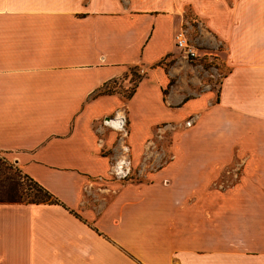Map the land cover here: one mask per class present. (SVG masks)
Wrapping results in <instances>:
<instances>
[{"label": "crops", "instance_id": "crops-1", "mask_svg": "<svg viewBox=\"0 0 264 264\" xmlns=\"http://www.w3.org/2000/svg\"><path fill=\"white\" fill-rule=\"evenodd\" d=\"M188 11L218 89L188 80ZM124 109L119 181L103 120ZM0 150L58 200L0 201V264H264V0H0Z\"/></svg>", "mask_w": 264, "mask_h": 264}, {"label": "rangeland", "instance_id": "rangeland-1", "mask_svg": "<svg viewBox=\"0 0 264 264\" xmlns=\"http://www.w3.org/2000/svg\"><path fill=\"white\" fill-rule=\"evenodd\" d=\"M188 18L190 24H192L193 27H190V24L188 23V31H186L187 36L198 46L202 47L205 51L207 50L208 52H213V49H211L212 47L200 44L201 42L198 40V36L200 35L198 21L192 18V14L190 13V11H188ZM186 59L188 61V80L193 77H200L203 81V85L205 84V82L210 81L212 86L215 89H218L222 74L226 72V69L220 63L218 57H216L215 54L211 57L207 56L198 60H190L187 57ZM174 60V58L168 56L163 60L162 65H170L172 62H174ZM144 71L145 70L140 66L133 65L128 67L127 73L123 75V77H126L128 81L125 83L123 82L121 88L126 97H128L130 93H132L139 81L145 76ZM186 78V73L183 72V85L185 82L184 80ZM193 121V117L188 118L186 122L188 127H190ZM106 129L108 133L113 132L117 134V132L110 127H106ZM158 144L159 146L154 147V150L157 151L160 148V150L162 151L163 148L168 146L169 139H162L161 142ZM204 144L205 143H203L202 146ZM238 160V162L225 167L223 174L217 182L218 186H234L242 180L243 165L241 159L238 158ZM0 164H2V173L0 174V201H9L13 193V188H17L20 191V193L24 196L22 198L24 201L34 198V194L37 193L35 183L30 179V177H28L24 173L22 168L16 163L14 155L12 153L0 150ZM236 167H239V171H237ZM135 169L136 168L134 166L133 175L131 177L135 175Z\"/></svg>", "mask_w": 264, "mask_h": 264}, {"label": "built area", "instance_id": "built-area-1", "mask_svg": "<svg viewBox=\"0 0 264 264\" xmlns=\"http://www.w3.org/2000/svg\"><path fill=\"white\" fill-rule=\"evenodd\" d=\"M188 29L181 27V30L175 36L176 46L182 51L185 57L190 60H198L207 56H213L212 53L205 51L202 47L194 43L188 36ZM104 127L114 129L117 134L118 153L110 166L109 175L111 179L126 181L131 178L134 171V162L132 157V147L129 142V120L125 111H118L114 115L103 120Z\"/></svg>", "mask_w": 264, "mask_h": 264}, {"label": "trees", "instance_id": "trees-1", "mask_svg": "<svg viewBox=\"0 0 264 264\" xmlns=\"http://www.w3.org/2000/svg\"><path fill=\"white\" fill-rule=\"evenodd\" d=\"M162 63H163V60L159 64H162ZM170 65L167 64L165 66L166 69H168V67ZM173 82H174V80L171 79V81H170L167 89L165 90V93L168 92V89L171 87V85L173 84ZM135 89L132 91V93H130V95L128 96L129 98L132 96V94L134 93ZM1 166H2V164H0V174L2 173ZM31 180L34 181L33 179H31ZM34 183H35V186H36V189H37V193L34 194V198H31L30 200L24 201L22 199L24 196L20 193V191L17 188H13V193H12L11 199L9 201H11V202H28V203L58 202V200L54 197V195L52 193H50L48 190H46L43 186H41L36 181H34Z\"/></svg>", "mask_w": 264, "mask_h": 264}]
</instances>
